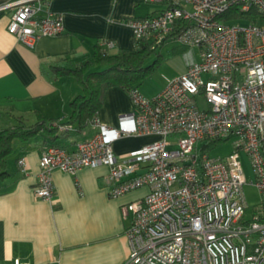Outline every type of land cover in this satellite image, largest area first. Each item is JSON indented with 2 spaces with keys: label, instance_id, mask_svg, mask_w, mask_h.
<instances>
[{
  "label": "built area",
  "instance_id": "1",
  "mask_svg": "<svg viewBox=\"0 0 264 264\" xmlns=\"http://www.w3.org/2000/svg\"><path fill=\"white\" fill-rule=\"evenodd\" d=\"M42 1L12 0L0 7L13 8L7 30L24 45L63 30L61 17L42 10ZM143 1L165 6L129 20L134 39L158 44L177 28L174 38L198 48V60L154 97L131 90L132 110L116 125L94 120L98 130L74 151L45 146L33 193L53 196L54 169L75 174L85 166H107L112 195L147 188L122 208L129 220L123 264H264V0ZM241 19L247 24L232 22ZM100 45L115 47L112 41ZM130 136L154 139L116 155L113 143ZM231 137L230 154L209 156L211 144ZM202 140L206 144L198 149ZM241 151L256 176L248 183L260 194L250 217ZM17 163L24 169L23 158Z\"/></svg>",
  "mask_w": 264,
  "mask_h": 264
},
{
  "label": "crops",
  "instance_id": "2",
  "mask_svg": "<svg viewBox=\"0 0 264 264\" xmlns=\"http://www.w3.org/2000/svg\"><path fill=\"white\" fill-rule=\"evenodd\" d=\"M10 1L0 0V7ZM145 3L43 0L42 10L58 14L63 30L54 36L39 37L31 47L7 30L13 8L0 9V130L13 124L17 116L34 123L39 113L54 124L68 121L69 103L81 91L80 86L73 76L53 73L52 67L74 68L92 61L95 45L103 41L115 44L109 53L132 49L134 36L129 20L161 10L146 7ZM131 110L128 93L110 87L96 119L101 124L116 125L118 117ZM59 126L68 127V132H60L62 135L54 139L40 132L24 144L15 143L8 157L12 175L0 189V264H12L16 259L29 264H123L129 253L125 232L129 220L122 208L143 196L147 188L114 196L106 179L109 168L85 166L75 174L54 169L53 196L37 198L33 189L45 146L55 144L74 151L78 142L98 130L93 123L87 126L89 132L87 127L77 130L74 124ZM153 139L123 137L112 147L116 155L126 154ZM20 158L25 161L24 169L17 163Z\"/></svg>",
  "mask_w": 264,
  "mask_h": 264
},
{
  "label": "trees",
  "instance_id": "3",
  "mask_svg": "<svg viewBox=\"0 0 264 264\" xmlns=\"http://www.w3.org/2000/svg\"><path fill=\"white\" fill-rule=\"evenodd\" d=\"M178 32L179 29L175 28L158 44L149 37L134 39L132 49L117 53H109L102 45H95L92 61L78 63L74 68L53 66V73L59 76H73L80 86L81 91L69 103V120L54 124L52 119L39 113L34 123H27L26 118L17 116L13 124L1 129L0 189L12 175L9 171L8 157L15 143L24 144L40 132L44 135H50L54 139L62 135L60 132L64 134L68 132V130L61 131L59 129L60 124L66 126L74 124L77 130L92 124L97 118L105 91L110 87H117L129 95L131 90H138L147 71L158 61L160 54L157 53V58L151 64L145 63L148 56L152 52H156V48L164 43L166 39L174 38V35ZM92 63L97 66L102 64L106 66L99 70H91ZM216 142L213 144H216Z\"/></svg>",
  "mask_w": 264,
  "mask_h": 264
},
{
  "label": "rangeland",
  "instance_id": "4",
  "mask_svg": "<svg viewBox=\"0 0 264 264\" xmlns=\"http://www.w3.org/2000/svg\"><path fill=\"white\" fill-rule=\"evenodd\" d=\"M144 5L146 7H152L159 10L163 9L165 6L164 4L157 3H145ZM232 22L240 25L247 24V21L243 19L235 20ZM157 53L160 54L158 61L149 68L145 78L142 80L141 84L138 87L140 93L146 97L156 96L166 85L170 78H172L176 74H179L190 62L198 60L199 58V52L197 48H185L176 38L166 39L164 43L160 44L156 48V52H152L148 56L145 63H153L154 59L157 58ZM105 66V64L98 66L92 64L91 70H99ZM70 81H74V83L76 84L75 79L71 78ZM34 120L35 119H28V122H33ZM86 131L89 132L91 130L87 127ZM78 137H80V135H78ZM233 142L234 139L231 137L225 140L218 141L216 142V144H211L208 148L209 156L211 158L227 156L234 149ZM204 144H206V140L200 141L198 143V149H201ZM240 161L246 177V183L243 186L244 196L249 209L246 215L250 217L252 208L260 201V194L255 186L248 183L249 181H256V176L253 172L248 154L241 151Z\"/></svg>",
  "mask_w": 264,
  "mask_h": 264
}]
</instances>
